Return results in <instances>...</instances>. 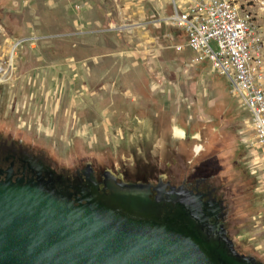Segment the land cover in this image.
I'll return each mask as SVG.
<instances>
[{
    "label": "rangeland",
    "instance_id": "374dc122",
    "mask_svg": "<svg viewBox=\"0 0 264 264\" xmlns=\"http://www.w3.org/2000/svg\"><path fill=\"white\" fill-rule=\"evenodd\" d=\"M236 2L264 55V0ZM172 11L171 0H0V145L62 178L87 168L97 191L108 174L147 191L157 177L201 181L193 191L214 190L230 250L264 264V156L226 77L174 51L185 37Z\"/></svg>",
    "mask_w": 264,
    "mask_h": 264
},
{
    "label": "water",
    "instance_id": "95a60500",
    "mask_svg": "<svg viewBox=\"0 0 264 264\" xmlns=\"http://www.w3.org/2000/svg\"><path fill=\"white\" fill-rule=\"evenodd\" d=\"M0 178V264H250L209 249L196 229L213 236L211 208L183 196L164 210L145 186L120 184L110 195L88 189L72 198L63 180ZM83 200V201H82ZM207 229L204 232V229ZM223 231L217 234L222 239ZM258 264V263H257Z\"/></svg>",
    "mask_w": 264,
    "mask_h": 264
},
{
    "label": "built area",
    "instance_id": "2783aa9c",
    "mask_svg": "<svg viewBox=\"0 0 264 264\" xmlns=\"http://www.w3.org/2000/svg\"><path fill=\"white\" fill-rule=\"evenodd\" d=\"M171 25L184 34L195 62L206 59L226 77L231 93L249 116L250 128L264 156V55L259 28L236 0H171ZM214 43L215 48L210 46Z\"/></svg>",
    "mask_w": 264,
    "mask_h": 264
},
{
    "label": "flooded vegetation",
    "instance_id": "af4514ba",
    "mask_svg": "<svg viewBox=\"0 0 264 264\" xmlns=\"http://www.w3.org/2000/svg\"><path fill=\"white\" fill-rule=\"evenodd\" d=\"M172 131L173 140H179L183 138V135L174 136L175 131L183 134L182 131H179L177 129H172ZM194 151H198V147H195ZM46 168L47 167L43 164L39 157L15 148H5L3 145H0V178L9 176L11 180L15 178H22L23 180L30 178L35 179L36 177L45 179ZM62 180L63 183L59 186L67 189L72 198L84 199L87 196L88 189H95L96 193L98 194L110 195V189L116 187L114 181L108 174L103 178L102 186L97 191L100 183L87 168H85L81 173L76 172V175L73 179L62 178ZM154 181L155 184H151L150 189H148L147 191L146 199L149 198L151 201H154L158 198L159 204L162 206L161 212H163L164 210H168L169 208L173 210L176 209L178 206L177 200L181 199L185 195L190 197H197L198 201L201 203L202 208H211V211L214 212L215 217L209 216L207 222L209 225L216 223V228L212 231L213 236L206 237L205 234L198 229H196V232L203 238V240L209 246V249L218 253L222 257L231 259V256L229 254L230 248L226 238L223 234H221L222 239L217 236V234H219L221 231L219 226L221 215L219 212V200L217 201L212 195V192L214 190L205 189L193 191L194 186L200 185L201 181H192L191 179L187 180L185 177L182 178L176 185H171L170 179H166L165 182H161L160 177L155 178ZM206 231L207 229L205 228L204 232ZM231 262H234V260H232ZM250 264L257 263L251 261Z\"/></svg>",
    "mask_w": 264,
    "mask_h": 264
},
{
    "label": "crops",
    "instance_id": "0c3cea01",
    "mask_svg": "<svg viewBox=\"0 0 264 264\" xmlns=\"http://www.w3.org/2000/svg\"><path fill=\"white\" fill-rule=\"evenodd\" d=\"M73 69H75V67H73ZM93 74L94 75L92 76V80L89 81L91 84H95L96 83L95 81L98 78L97 72H94V70H93ZM138 81H139V79L135 83L133 81H130L128 83L130 89L134 88L137 84H139ZM104 87H105V85L102 86V89H104ZM124 87H126V85ZM54 95H56V93ZM48 96H50L49 91H47V93H46V97H48ZM72 101H73V99H72ZM104 112H105V110H104Z\"/></svg>",
    "mask_w": 264,
    "mask_h": 264
},
{
    "label": "bare ground",
    "instance_id": "6f19581e",
    "mask_svg": "<svg viewBox=\"0 0 264 264\" xmlns=\"http://www.w3.org/2000/svg\"><path fill=\"white\" fill-rule=\"evenodd\" d=\"M11 62V61H10ZM10 64V63H9ZM9 67V66H8ZM10 68V67H9ZM11 69V68H10ZM2 69H1V67H0V71H1Z\"/></svg>",
    "mask_w": 264,
    "mask_h": 264
}]
</instances>
